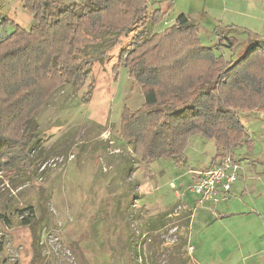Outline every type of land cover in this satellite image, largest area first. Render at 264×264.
I'll return each mask as SVG.
<instances>
[{"label":"rangeland","instance_id":"1","mask_svg":"<svg viewBox=\"0 0 264 264\" xmlns=\"http://www.w3.org/2000/svg\"><path fill=\"white\" fill-rule=\"evenodd\" d=\"M57 1L64 5L87 2ZM158 1L166 16L150 34L162 32L185 15L199 26L202 45L227 60H236L252 44L264 47V0H148V4L155 8ZM12 23L28 31L32 18L21 0H0V39L12 32ZM133 31L122 35L111 49L101 46L99 53L88 49L90 56H99L84 86L54 92L27 125L37 140L34 165L28 174L13 180H8V172L0 173V264L253 261L250 252L259 242L254 237L261 234L253 216L246 218L247 211H242L215 221L211 214L213 208L235 209L234 199L219 196L216 202H208L210 210L199 206L191 217L184 206L185 200L195 198L187 191L191 183L183 185L176 179L189 176L191 168H210L216 153L212 140L191 137L184 151L187 161L180 165L183 156L140 163L120 138L123 109L134 111L143 104L127 70L120 68L117 74L112 70L120 52L129 47ZM226 38L234 39L235 45L231 47ZM238 117L252 150L242 145L231 156L264 159V111H241ZM257 170L264 171V164ZM255 180V176L246 178V185L258 188ZM248 192L245 199L254 203ZM236 199L240 201L239 196ZM257 201L262 203L264 198Z\"/></svg>","mask_w":264,"mask_h":264},{"label":"trees","instance_id":"2","mask_svg":"<svg viewBox=\"0 0 264 264\" xmlns=\"http://www.w3.org/2000/svg\"><path fill=\"white\" fill-rule=\"evenodd\" d=\"M21 3L31 28L12 23V32L0 39V173L8 172V180L28 174L34 165L37 140L27 125L40 108L54 92L84 86L99 56L86 51L111 49L133 28L129 47L112 70L125 68L143 97L136 110L123 109L119 127L139 162L177 160L193 136L215 143L211 167L242 145L252 150L238 113L264 111V47L252 44L236 60H227L202 45L199 26L185 15L150 34L166 16L162 1L155 8L148 0ZM224 40L231 47L236 42Z\"/></svg>","mask_w":264,"mask_h":264},{"label":"crops","instance_id":"3","mask_svg":"<svg viewBox=\"0 0 264 264\" xmlns=\"http://www.w3.org/2000/svg\"><path fill=\"white\" fill-rule=\"evenodd\" d=\"M181 160H182V162H179V164L185 165V163L187 161V156L185 155V153L183 154V157L181 158ZM236 161L240 164V166L242 165V172L240 173L237 181L232 185L229 193L220 195L221 196L220 199H229L231 197L232 199H234L238 203L237 207L233 210H229L228 208H220V209L216 210L215 208H213L211 211V214L215 216V218L213 219L215 221L221 220V219L223 220L224 217H228L229 215H231V213H233L234 216L240 215V214H242V211H247L248 216L246 218L253 216V218H254L253 220L255 223L254 226L256 227L257 230L261 229V231H260L261 234H258L256 237H254V239L258 240L259 242L252 246V250L250 252V255H251V259L253 258V261L249 264H264V217L262 216V215H264V213H263L264 202L261 203V202L257 201V198H264V177H263L264 171L260 172L257 170V166L259 164H264V159L263 158L249 159L247 157H244L241 160L237 158ZM207 167L204 169H201V170H197V169L193 170L191 168V170H188L189 176L178 178V179H176V181H179V182H181V184L188 186L192 182V179H193L190 172L191 171H204V170L208 169ZM209 167H211V160H210ZM254 176L256 177L255 182L257 183L259 181L258 188H254V187L250 188L246 185V182H245L246 178L252 179V177H254ZM247 192H248V194H250V196H253L254 203H252L250 201V199L249 200L245 199ZM236 196H239L240 201L238 199H236ZM184 203H185V205H184L185 208L188 209V211H190V217L192 215V212L195 210V208H197L199 206L204 205L205 206L204 210H207V211L210 210V208H211L208 206V205H211L208 202L206 204L204 203V204H200L199 206H196L195 198H194V200L191 198H188L187 200H185ZM206 206H208V207H206ZM240 206H245V207L244 208L243 207L238 208ZM262 206H263V210H262V208H258V207H262ZM255 210L257 212H255Z\"/></svg>","mask_w":264,"mask_h":264},{"label":"built area","instance_id":"4","mask_svg":"<svg viewBox=\"0 0 264 264\" xmlns=\"http://www.w3.org/2000/svg\"><path fill=\"white\" fill-rule=\"evenodd\" d=\"M240 164L231 154L218 160L204 171H191L193 177L187 191L196 198V206L207 202H216L220 195L227 194L237 181ZM176 196L177 192H176ZM180 198L185 194H179ZM192 248L189 247V252Z\"/></svg>","mask_w":264,"mask_h":264}]
</instances>
